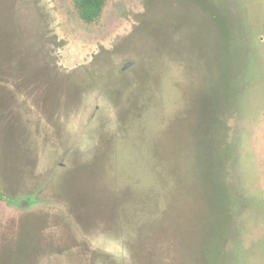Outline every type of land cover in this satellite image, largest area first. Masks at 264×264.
<instances>
[{"label":"rangeland","instance_id":"1","mask_svg":"<svg viewBox=\"0 0 264 264\" xmlns=\"http://www.w3.org/2000/svg\"><path fill=\"white\" fill-rule=\"evenodd\" d=\"M0 187V264H264V0H0Z\"/></svg>","mask_w":264,"mask_h":264},{"label":"trees","instance_id":"2","mask_svg":"<svg viewBox=\"0 0 264 264\" xmlns=\"http://www.w3.org/2000/svg\"><path fill=\"white\" fill-rule=\"evenodd\" d=\"M106 0H75L76 8L78 9V12L80 16L87 22H93L96 20L100 14L102 13L103 7L105 5ZM217 85V84H216ZM215 85V86H216ZM220 89L214 88V94L212 92L211 88H206L204 91L203 97H202V105L200 109L198 110L199 114V129L201 126L206 125L210 126L208 122V116L214 117V111H216V107L219 105L220 101L216 102L215 98L216 96L219 97ZM219 108V106H218ZM212 131L211 128H208ZM196 131H198L196 129ZM199 132V131H198ZM206 134L203 135V137ZM199 134V140L197 142V146L202 148L204 147L205 151L203 150L201 152L203 160L201 161V171H202V179H201V188L203 189L202 192H208L210 196V200H206L205 197V204L209 206L212 211H214L213 208H211L214 205H223L225 203L224 198L221 193H219L217 190V182L215 181V176L212 172V167H209V161L212 159V148L211 146L205 145V139ZM204 194V193H203ZM205 196V195H204ZM0 197L4 198L5 194L3 193L1 187H0ZM204 199V197H203ZM227 204V203H226ZM205 250V245H204ZM206 252V250H205ZM209 254V253H208Z\"/></svg>","mask_w":264,"mask_h":264},{"label":"water","instance_id":"3","mask_svg":"<svg viewBox=\"0 0 264 264\" xmlns=\"http://www.w3.org/2000/svg\"><path fill=\"white\" fill-rule=\"evenodd\" d=\"M23 205H24V203H23Z\"/></svg>","mask_w":264,"mask_h":264}]
</instances>
